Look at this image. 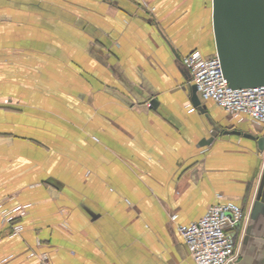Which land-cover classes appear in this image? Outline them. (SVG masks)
<instances>
[{"label": "crops", "instance_id": "obj_1", "mask_svg": "<svg viewBox=\"0 0 264 264\" xmlns=\"http://www.w3.org/2000/svg\"><path fill=\"white\" fill-rule=\"evenodd\" d=\"M210 15L211 0H0V264H194L177 227L215 203L242 208L236 248L264 264V125L193 93L182 62L215 54Z\"/></svg>", "mask_w": 264, "mask_h": 264}, {"label": "built area", "instance_id": "obj_2", "mask_svg": "<svg viewBox=\"0 0 264 264\" xmlns=\"http://www.w3.org/2000/svg\"><path fill=\"white\" fill-rule=\"evenodd\" d=\"M188 68L191 81L204 99L213 100L232 115H247L254 124L264 125V85L232 88L224 77L216 55L203 56L193 50L182 58ZM1 208V205H0ZM25 213V205L1 211L3 221L13 222ZM246 221L242 208L234 203H215L198 220L179 225L177 230L186 245L194 264H234L240 252L236 248L231 230ZM22 229L12 224L11 234ZM38 264H50L40 257Z\"/></svg>", "mask_w": 264, "mask_h": 264}, {"label": "water", "instance_id": "obj_3", "mask_svg": "<svg viewBox=\"0 0 264 264\" xmlns=\"http://www.w3.org/2000/svg\"><path fill=\"white\" fill-rule=\"evenodd\" d=\"M215 54L232 88L264 85V0H211ZM193 93L196 92L193 86ZM264 152V134L257 137ZM264 209V165L250 216ZM234 264H253L242 250Z\"/></svg>", "mask_w": 264, "mask_h": 264}, {"label": "flooded vegetation", "instance_id": "obj_4", "mask_svg": "<svg viewBox=\"0 0 264 264\" xmlns=\"http://www.w3.org/2000/svg\"><path fill=\"white\" fill-rule=\"evenodd\" d=\"M260 216H261V218L264 217V212H263V214H261ZM263 224H264V220H262V225H263ZM240 225H241V222L237 223V224L235 225V227H234V228L236 229V232H237V233L240 232V229H241V226H240ZM245 232H246V229L243 230L241 239L244 237ZM238 236H239V235H237L236 237H238Z\"/></svg>", "mask_w": 264, "mask_h": 264}]
</instances>
